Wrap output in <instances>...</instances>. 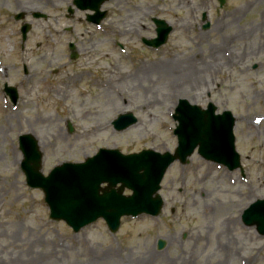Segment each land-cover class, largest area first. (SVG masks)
Returning <instances> with one entry per match:
<instances>
[{"label":"rangeland","instance_id":"374dc122","mask_svg":"<svg viewBox=\"0 0 264 264\" xmlns=\"http://www.w3.org/2000/svg\"><path fill=\"white\" fill-rule=\"evenodd\" d=\"M72 1L0 0V62L10 69V81L20 83L18 111L0 122V264H264V239L240 221L250 204L264 199H250L252 192L264 195V45L256 42L253 55L242 58L254 43L239 41L243 28L261 21L264 0H226L219 12L216 0H109L101 8L107 17L98 27L86 23L88 11L67 18ZM19 12L31 25L22 50L21 24L13 20ZM35 12L47 19H31ZM203 14L208 30L202 29ZM153 18L173 30L158 50L141 42L155 38ZM68 42L79 51L72 63ZM215 52L228 54L223 58L226 65L212 63ZM184 55L198 62L206 57L211 66H220H212L202 78L205 86H200V97L191 96V104L205 109L212 103L218 113L234 115L242 172L218 169L195 152L186 165L175 163L168 169L160 191L164 207L157 218H124L115 235L102 221L78 234L49 221L42 193L24 183L21 156L14 151L17 136L35 137L43 175L61 163H81L101 148L123 154L173 153L172 114L186 96L164 91L167 82L157 77L153 84L117 80L112 82V111L94 83L100 86L116 74ZM20 59L30 68L28 81L20 75ZM68 76L72 82H66ZM3 81L0 77V89ZM119 107L124 108L121 113ZM127 113L137 124L114 132L111 122ZM90 127L92 134L83 138V129ZM230 219L239 224L223 236L222 224ZM159 241L162 250L157 249Z\"/></svg>","mask_w":264,"mask_h":264},{"label":"water","instance_id":"95a60500","mask_svg":"<svg viewBox=\"0 0 264 264\" xmlns=\"http://www.w3.org/2000/svg\"><path fill=\"white\" fill-rule=\"evenodd\" d=\"M107 0H76L75 5L81 10H91L95 16L91 18L99 23L105 14L99 13L100 6ZM223 6L224 0H218ZM156 26L157 38L145 42L149 46L163 45L171 28L163 21L152 20ZM207 26L205 27V29ZM28 27L24 26L25 37ZM73 59L76 58L74 54ZM215 108L209 106L208 111L201 112L181 101L174 119L179 123L175 131L179 147L176 154L159 155L154 152H142L139 155L122 156L117 151L100 150L92 159L81 165L65 164L56 168L47 179L39 174L41 155L36 142L29 136H23L22 151L25 161L22 169L27 183L32 188H40L50 208V218L64 221L74 232L102 218L109 229L115 232L122 216H138L140 214L158 215L161 201L153 197L167 167L175 160L184 161L198 146L199 154L207 160L223 164L235 169L238 157L233 151L231 130L233 120L228 113L214 117ZM136 123L132 115L120 116L113 123L117 131L124 130ZM71 132V128H69ZM107 183L105 190L100 185ZM120 185L117 190L115 187ZM133 195L122 197L124 189ZM102 193V195H100ZM244 222L248 226H256L264 236V201H258L245 212ZM159 243L158 248H162Z\"/></svg>","mask_w":264,"mask_h":264},{"label":"bare ground","instance_id":"6f19581e","mask_svg":"<svg viewBox=\"0 0 264 264\" xmlns=\"http://www.w3.org/2000/svg\"><path fill=\"white\" fill-rule=\"evenodd\" d=\"M25 12V11H24ZM245 28L247 29H242V32L239 33V41H252L254 44L250 47H248L245 52L243 51L241 54V57L243 58L244 56H251L252 50L254 48V45L256 42L259 44L262 42L264 45V15L261 16V21L258 23V25H248ZM258 46H255L257 48ZM180 49V48H179ZM259 49V48H258ZM257 49V50H258ZM11 51V49L8 46V50ZM220 54V52L218 51ZM215 52L213 62L212 63H223V65H226L224 62L225 56L221 54V56ZM194 56V55H193ZM230 57V56H229ZM206 57H204V61L198 62L196 61L195 58H193L190 55H184L181 58L177 57H171L168 60H163L159 61L158 64L155 65H150L148 67H139L136 69L133 73H119L118 75L116 74L115 78L107 79L101 83L99 86L97 82L94 83V86L96 88H101V96L100 98L102 99L103 103H107L108 101L110 102V106L112 107V111L114 110V105L111 101V95H114L115 89L113 88L112 82L117 81V80H122V79H127L131 83H152L153 80L152 78L157 77V80H162V82L165 80L167 82V85L164 86V91H168L172 95H177V98L186 96L187 100L192 103L193 100L190 98H198L200 97L199 91H200V86L204 87L205 86V79H202L204 76L208 77L209 70L213 67L218 68L220 67L219 65H212L207 63L205 61ZM245 59V58H244ZM207 60H210V57ZM230 62V59H228ZM228 63V62H227ZM73 77L68 76L66 78V82H72ZM154 81H156L154 79ZM153 84V83H152ZM193 96V97H191ZM96 97L92 99H96ZM107 101V102H106ZM124 108L119 107L117 112L121 113ZM92 128H86L83 129V133L81 136L83 138H86L88 135L92 134ZM47 136L44 134L42 135V138L45 139ZM41 138V136H40ZM264 197L262 194H256L255 192H252V195L250 199H256V198H261ZM262 199V198H261ZM235 204V203H234ZM241 210L238 209L239 213ZM222 224V227L226 225L222 235H230V232L232 229L235 228L237 225V222L233 219H230L227 224ZM234 226V228L230 229V227ZM227 241H229L227 239ZM228 251H231L230 249ZM215 256V254H213ZM12 264H23V263H17L13 262Z\"/></svg>","mask_w":264,"mask_h":264},{"label":"flooded vegetation","instance_id":"af4514ba","mask_svg":"<svg viewBox=\"0 0 264 264\" xmlns=\"http://www.w3.org/2000/svg\"><path fill=\"white\" fill-rule=\"evenodd\" d=\"M32 16V15H31ZM24 73H27L26 71L24 72ZM5 85V84H4ZM4 85H3V87H4Z\"/></svg>","mask_w":264,"mask_h":264}]
</instances>
